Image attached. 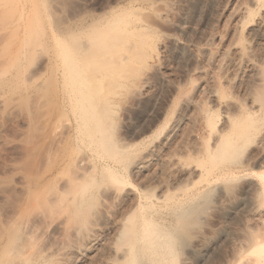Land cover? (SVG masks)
<instances>
[{
  "label": "rangeland",
  "instance_id": "rangeland-1",
  "mask_svg": "<svg viewBox=\"0 0 264 264\" xmlns=\"http://www.w3.org/2000/svg\"><path fill=\"white\" fill-rule=\"evenodd\" d=\"M0 4V22L5 27L12 22L0 33V42L7 40V57L17 48L24 53L19 65H9L13 68L0 77V239L20 221H36V213L23 209L39 184L59 188L77 165L101 152L102 110H109L110 142L120 146L136 138L138 154L163 146L159 158L132 176L135 184L152 187L156 175L172 179L176 160L197 163L181 152L207 142L209 131L221 126L230 111L237 112L236 121L250 122L244 126L246 137L231 150L238 160L230 163L234 174L227 186L216 182L203 191L200 200L207 199L184 233L177 263L252 264L250 241L264 240V38L252 40L263 9L250 0ZM85 88L93 99H84ZM251 106L259 112L244 120L240 110ZM190 192L172 190L164 203L172 206ZM100 204L97 224L102 223ZM82 235L73 237V247L89 241L88 234ZM85 236L88 240L81 241Z\"/></svg>",
  "mask_w": 264,
  "mask_h": 264
},
{
  "label": "bare ground",
  "instance_id": "bare-ground-1",
  "mask_svg": "<svg viewBox=\"0 0 264 264\" xmlns=\"http://www.w3.org/2000/svg\"><path fill=\"white\" fill-rule=\"evenodd\" d=\"M250 4L263 9V14L256 20L257 25L252 28L255 32L252 40L264 38L262 32L264 0H250ZM250 10V7H246L245 13H249ZM20 17L22 18V16ZM17 20L19 21V19ZM8 23L6 22L5 27L0 22V33L5 32L9 26ZM12 32L14 33V31ZM12 32L10 30V35ZM6 35L9 36V34H5L4 37ZM15 41L13 40V42ZM5 42L7 43V40L3 42L4 44L0 42V77L6 74L7 67L11 70L13 64L19 65L21 55L24 54L21 53V48H17L18 50L16 49L14 52L20 51L16 54L13 52L12 58H8V51L6 52L8 46ZM8 70L7 72L10 71ZM79 90L81 91V89ZM83 92L87 93L84 99L88 100L87 97L91 90L89 93L87 89L86 92L85 90ZM83 92L78 93L83 94ZM80 95L79 98L83 99V96ZM94 96H90V98L93 99ZM19 99L23 100V97ZM80 103L78 102V105ZM85 104H81L82 107H86ZM241 109L244 110H240V114L243 113L246 116L244 120L248 121L255 118L259 112L252 106ZM106 110H102V150L95 152L98 159L99 157L101 159L98 160L95 157L84 160L80 166L77 165L75 175L66 179L59 188H53L47 182L43 186L38 183L40 187L38 191L36 190L37 193L23 209L24 214L36 213L37 219L30 224L22 220L15 226L9 224V227H12L5 228L6 232L1 230L5 233H1L4 236L3 240L0 239L2 240L0 264H79L83 258L90 260L86 262L89 264H178L177 260L183 248L184 233L195 222L193 214L197 212L199 205L207 199L206 197L205 200H200L205 198L206 194L203 191L207 192V188L217 184L216 182L226 184L231 181L234 173L230 163L238 162L231 157V150L239 140L241 142V139L246 137L248 132L245 131L244 126L250 122L244 125V121L235 120L237 112L225 111V116L223 115L225 120L214 132L209 131L207 142L204 144L199 142L200 145L194 143L187 151H180L181 156H192L197 163H182L176 160L173 175L170 176L172 179H159V176L156 175V182L152 187L147 184H135L132 176L134 172L139 173L146 168L151 159L155 161L154 157L159 158L163 146L161 148L157 144L147 153L140 151L138 154L135 146L139 141L135 140L136 138L120 146L110 142L107 133L111 129V122H108L107 115L105 118V113H109L108 108ZM211 115L210 121L214 120ZM245 116L241 117L245 118ZM241 117L239 119H242ZM88 120L87 123H89ZM134 153L138 154V157H134L133 164L129 163L128 165L129 158L131 155H135ZM218 157L222 160L220 165L217 163L221 162L218 161ZM95 159L97 160L95 161ZM101 173L102 178H99ZM29 177L28 175V180ZM181 188L191 192L187 196L183 195L178 198L172 206L168 205L170 206L168 208L167 203H164L168 195L172 190ZM110 201H112L113 207L110 206L112 205L109 203ZM100 203H102V213L100 212L102 223L99 222L98 225L100 217L97 219V212ZM94 223L97 226H93ZM84 233L90 236L89 241L83 245L80 243L79 245L82 247H75L77 246L75 242L73 247V237H80ZM85 238L86 236L83 237V240L82 237L80 239L81 241L88 240L87 238L84 240ZM250 242L249 250L253 254L252 264H264V240Z\"/></svg>",
  "mask_w": 264,
  "mask_h": 264
}]
</instances>
